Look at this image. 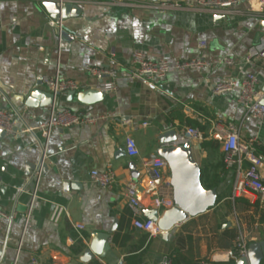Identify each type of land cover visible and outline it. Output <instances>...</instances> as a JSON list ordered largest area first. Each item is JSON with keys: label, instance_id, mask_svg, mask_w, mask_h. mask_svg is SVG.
I'll list each match as a JSON object with an SVG mask.
<instances>
[{"label": "crops", "instance_id": "1", "mask_svg": "<svg viewBox=\"0 0 264 264\" xmlns=\"http://www.w3.org/2000/svg\"><path fill=\"white\" fill-rule=\"evenodd\" d=\"M44 1L0 0V107L19 114L14 133L0 138V212L8 215H0V264H28L32 257L41 264H160L166 257L173 264H229L238 237L249 243L264 240V200L251 191L234 195L236 171L224 164L221 139L210 135L216 124L233 123L243 139L257 136L264 154V122L247 115L238 102L243 77L264 67V60L245 61L250 47L264 44V9L244 0L216 11L161 9V0H64L82 10L64 19L69 37L60 39ZM201 41L207 42L205 49ZM136 49L171 62L205 51L209 66L173 69L156 90L142 82L121 85L94 104L65 91L56 105L41 106L33 95L49 91L43 83L47 75L93 87L99 79L85 71L87 66L130 69ZM227 57L235 63L225 64ZM226 79L237 87L216 94L215 85ZM258 89L263 97L264 77ZM30 99L37 103L29 104ZM53 108L98 120L53 127L45 138L41 126ZM186 126L206 136L192 144V151L205 182L216 180L218 203L175 226L167 239L152 237L134 226L124 185L138 182L143 218L153 209L162 214L158 201L171 189L164 179L157 181L156 191L147 192L144 160L158 155L162 133ZM127 136L137 141L139 156L128 155ZM41 159L44 170L35 189L28 173ZM92 170L114 171L117 184L102 188L92 181ZM76 223L85 225L83 238ZM115 224L106 255L85 260L92 234L109 232Z\"/></svg>", "mask_w": 264, "mask_h": 264}, {"label": "built area", "instance_id": "2", "mask_svg": "<svg viewBox=\"0 0 264 264\" xmlns=\"http://www.w3.org/2000/svg\"><path fill=\"white\" fill-rule=\"evenodd\" d=\"M241 0H161L158 7L161 9L168 8H190V9H211L221 10L230 5L239 3ZM249 3H256L264 9V0H244ZM60 5H64V0H59ZM49 24L57 29L60 39L61 31L64 29V19H55L50 17ZM200 47H207L206 41H201ZM115 51H111V57L114 58ZM264 60V44L250 47L245 57V61L253 63L254 61ZM223 62L227 65H233L235 62L232 58H225ZM209 66L207 55L203 51L199 56L188 60L169 61L167 58H152L149 53L142 49H136L132 53L130 69H118L115 67L102 66H87L85 71L92 77L98 78L99 81L93 87L88 89L99 90L103 93L115 91L119 86H128L135 82H142L149 89L156 90L158 83L167 78L168 74L173 70L186 71L195 70L201 71ZM106 77V79H104ZM260 77H264V67L258 72L247 73L239 84L238 102L244 107L246 114L250 117L264 122V105L261 104V92L258 89ZM43 83L47 89L54 93L65 91H81L85 90L79 82L72 79L60 77L58 74L54 76L43 77ZM238 83L232 79H226L218 82L214 87L216 94L232 92ZM98 120L97 117H86L73 112L70 109L56 111L53 108L47 122L41 126L43 134L48 137L53 127H69L78 124L94 123ZM19 121V114L16 111H10L0 107V129L4 130L7 135L14 133ZM28 131L34 132V128H29ZM210 135H217L221 139V148L223 151V161L227 168H234L236 178L234 183V195L241 194L246 191H251L264 200V176L262 168H264V154L258 151V137L251 136L243 139L240 135L239 128L233 123L224 125L223 123L216 124L211 130ZM206 139L203 131L197 127L186 126L177 131L176 139L171 142V145L178 146L184 143H201ZM41 146L44 148L42 142ZM126 150L129 156L136 157L140 155V150L137 141L132 136H127ZM143 169L146 173L147 192L153 193L159 188L158 180H165L166 187L171 189L169 196H163L159 199V206L164 209L174 207L175 202L172 194L171 173L168 162L157 154L151 155L144 160ZM44 170V162L41 159L35 172L29 177L28 184L33 187L38 186L40 178ZM91 179L102 188H113L118 178L114 171H91ZM124 195L127 204L131 209L133 216V224L136 228L147 232L150 236H158L161 229L157 221L143 218L144 205L139 198V184L135 180H129L124 185ZM0 215L7 217L6 213L0 212ZM79 236L83 238V230L85 225L82 223L74 224ZM249 242L243 235L238 237L233 248L229 251L230 256L234 261H238L242 257L247 256ZM28 264H41L37 257H32ZM160 264H173L169 257H166Z\"/></svg>", "mask_w": 264, "mask_h": 264}, {"label": "water", "instance_id": "3", "mask_svg": "<svg viewBox=\"0 0 264 264\" xmlns=\"http://www.w3.org/2000/svg\"><path fill=\"white\" fill-rule=\"evenodd\" d=\"M43 5L48 13L55 19H67L72 16H79L81 8L73 2H65L60 5L59 0H46ZM61 37L66 39L69 33L63 29ZM34 97H39L41 106L56 105L57 96L50 91H35ZM70 98L77 96V99L84 104H94L101 101L104 93L95 89H85L81 91H69ZM35 100H29V104L35 105ZM261 104L264 105V96L261 98ZM7 136L4 130L0 129V138ZM177 130L172 129L162 133L159 136L161 147L158 149V155L164 158L170 168L172 194L175 202L174 207L163 211L160 214L159 209H153L146 212L149 219L158 222L161 229V237L167 239L171 230L178 224L215 208L218 203V191L216 188H207L202 181V168L196 161L191 143L173 146L171 142L176 139ZM37 168V164L28 176L31 177ZM139 173L135 172V176ZM116 229V224L109 232H95L92 234L91 243L85 251V260L93 259L96 255L104 257L110 249L111 234ZM264 261V240L253 241L248 245L246 257L240 258L234 264H262Z\"/></svg>", "mask_w": 264, "mask_h": 264}, {"label": "trees", "instance_id": "4", "mask_svg": "<svg viewBox=\"0 0 264 264\" xmlns=\"http://www.w3.org/2000/svg\"><path fill=\"white\" fill-rule=\"evenodd\" d=\"M213 143H215V146H216V147L218 146V143H217L216 141L213 142ZM208 144H209V143H206V141H205V144H204L203 146L207 147ZM204 177H205V175H204V173H203V171H202V181H203V184H204L207 188H216V186H217V182H216L215 179H214L212 182H210V183L208 184V183L205 182ZM207 180H210V179L207 178ZM238 200H242V198H237V201H238ZM234 263H235V261H232V262L229 263V264H234ZM208 264H223V263H221V262H211V263H208Z\"/></svg>", "mask_w": 264, "mask_h": 264}]
</instances>
